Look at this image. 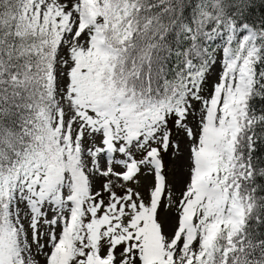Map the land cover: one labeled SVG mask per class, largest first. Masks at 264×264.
Returning <instances> with one entry per match:
<instances>
[{"label": "snow or ice", "instance_id": "1", "mask_svg": "<svg viewBox=\"0 0 264 264\" xmlns=\"http://www.w3.org/2000/svg\"><path fill=\"white\" fill-rule=\"evenodd\" d=\"M264 0H0V264H264Z\"/></svg>", "mask_w": 264, "mask_h": 264}, {"label": "trees", "instance_id": "2", "mask_svg": "<svg viewBox=\"0 0 264 264\" xmlns=\"http://www.w3.org/2000/svg\"><path fill=\"white\" fill-rule=\"evenodd\" d=\"M256 160L257 162L264 161V144H260L256 149Z\"/></svg>", "mask_w": 264, "mask_h": 264}]
</instances>
